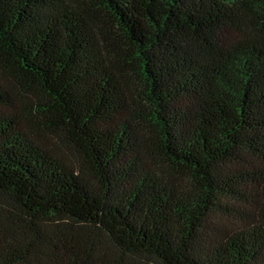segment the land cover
<instances>
[{"label": "trees", "instance_id": "trees-1", "mask_svg": "<svg viewBox=\"0 0 264 264\" xmlns=\"http://www.w3.org/2000/svg\"><path fill=\"white\" fill-rule=\"evenodd\" d=\"M0 264H264V0H0Z\"/></svg>", "mask_w": 264, "mask_h": 264}, {"label": "rangeland", "instance_id": "rangeland-1", "mask_svg": "<svg viewBox=\"0 0 264 264\" xmlns=\"http://www.w3.org/2000/svg\"><path fill=\"white\" fill-rule=\"evenodd\" d=\"M100 16L102 17V18H105L106 17V14L105 13H103V12H101L100 11ZM226 226L229 228V229H235V226L232 224V222L231 221H226Z\"/></svg>", "mask_w": 264, "mask_h": 264}]
</instances>
